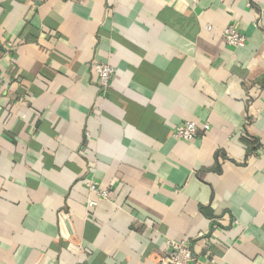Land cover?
I'll return each instance as SVG.
<instances>
[{
  "label": "crops",
  "instance_id": "crops-1",
  "mask_svg": "<svg viewBox=\"0 0 264 264\" xmlns=\"http://www.w3.org/2000/svg\"><path fill=\"white\" fill-rule=\"evenodd\" d=\"M0 77V264H264V0H0Z\"/></svg>",
  "mask_w": 264,
  "mask_h": 264
},
{
  "label": "built area",
  "instance_id": "built-area-1",
  "mask_svg": "<svg viewBox=\"0 0 264 264\" xmlns=\"http://www.w3.org/2000/svg\"><path fill=\"white\" fill-rule=\"evenodd\" d=\"M63 2H72L75 0H60ZM207 30L211 27L207 26ZM224 43L232 48H238L246 42V37L240 33V31L233 25H228L222 32ZM90 69L96 75L98 84L102 89L108 88L110 81L114 75V69L106 63L92 62ZM3 89V81L0 77V91ZM198 127L193 122H185L180 128L176 129L172 133V137L175 140L190 141L194 139L198 134ZM208 129V125L204 126V130ZM260 146L264 149V136L259 140ZM88 191L94 194L101 200H109L113 196L111 189H100L98 183L90 179L87 183ZM96 203L94 201H88L87 207H94ZM197 259L193 255L190 246L186 243H177L174 241L168 242V255L162 260V264H197ZM206 264H216L214 259H210Z\"/></svg>",
  "mask_w": 264,
  "mask_h": 264
}]
</instances>
